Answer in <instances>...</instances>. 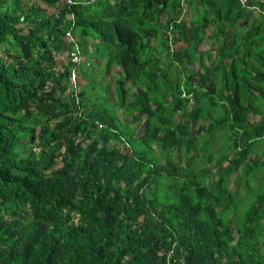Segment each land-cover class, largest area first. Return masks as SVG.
<instances>
[{
    "label": "trees",
    "instance_id": "1",
    "mask_svg": "<svg viewBox=\"0 0 264 264\" xmlns=\"http://www.w3.org/2000/svg\"><path fill=\"white\" fill-rule=\"evenodd\" d=\"M71 1L0 0V264H264V0Z\"/></svg>",
    "mask_w": 264,
    "mask_h": 264
},
{
    "label": "rangeland",
    "instance_id": "2",
    "mask_svg": "<svg viewBox=\"0 0 264 264\" xmlns=\"http://www.w3.org/2000/svg\"><path fill=\"white\" fill-rule=\"evenodd\" d=\"M190 13L192 14L193 12L191 11ZM187 18L190 19L189 18V15H188ZM70 40H71V38H70ZM174 48H175V50L177 48L178 49H180V48L182 49L183 46L181 45V43H178L177 45H174ZM210 48H212V45H211V42L210 41H206L200 47V49L203 50V51H206V50H208ZM89 51L92 53L90 46H89ZM89 55H91V54H89ZM67 59H68V53H65L63 55H57L58 68H59V70H62V68L64 67V65L68 62ZM87 59H89V58L83 57V59L81 60V62H84V60H85V63L84 64H86L87 63L86 62ZM205 60H206V66H208L210 64V62L208 61L207 56L205 57ZM90 62H91V64L88 66V68H89L88 70H91V73L94 76L93 77V80L94 81L101 80L104 85H110L111 87H110V91H109V94H108V100L107 101H108V103H110V102L111 103L112 102H116L117 101V98H118L117 93H116L117 92L116 91V79L118 77H121V75H122V73L120 71V68L117 65H113V66H111L107 70V68L105 67L106 74H103V75L99 76V73H102V70H104V66H105V60H104V58H100L99 57L98 59H95L94 65L92 64V61H90ZM83 70L87 71L86 68H84ZM198 71L199 72H203V69L202 70H199L197 63L190 64L185 69V71H184V77L183 78H185L188 75L197 74ZM96 77H98L99 80H97ZM88 81H89V78H84L83 75L82 76L81 75L79 76V87H80L81 90L84 89L83 86L87 85ZM198 82H199V78L197 77V79L195 81L196 86H198V84H199ZM97 86H98L99 91H96L95 90L96 92H94V93H91L90 89L86 87L87 89H85V92H86V96L87 97L90 96L89 99L92 98V97L93 98H96V97H99V96H102L103 95V93H102L103 92V89H101L98 84H97ZM128 87H131L132 89H130ZM127 88H128V90H130V94H131L132 91H134V88L132 86H130V84L127 85ZM176 120L177 121H180L181 120V113H178L176 115ZM208 123H209V121L207 120L205 122V124L207 125ZM202 124H203L202 122H199L196 129H198L200 127V125H202ZM222 134H223V137H222ZM196 137L199 138V135L196 136ZM225 137L226 136H225L224 132H216V134H215V140H214L212 146L207 150V153H209V152H213V153H216V154L220 153V149L222 147H225V144L227 145V142H226ZM196 145L197 146L200 145L199 144V139L197 140V144ZM181 154H180V156H181ZM176 157H178L177 154H176ZM256 159H258V155L255 154V153L252 154L250 156V158H249L250 161L251 160H256ZM231 179L232 180L229 183V187L232 188L235 191H239L240 196H243V197L246 198V194H245V192H243L245 185H243V184H239L238 185L237 184V176L236 175H234ZM263 242H264V237H263Z\"/></svg>",
    "mask_w": 264,
    "mask_h": 264
},
{
    "label": "built area",
    "instance_id": "3",
    "mask_svg": "<svg viewBox=\"0 0 264 264\" xmlns=\"http://www.w3.org/2000/svg\"><path fill=\"white\" fill-rule=\"evenodd\" d=\"M69 2H72L71 0H69ZM243 2L245 3V2H247V0H243ZM70 37V36H69ZM83 58L81 57V55H79L77 52H73L72 54H71V60H72V62L73 63H79V62H81V60H82ZM77 80H78V77H77V70L75 71V69L72 71V84H73V86H74V88L76 89V90H79V88H78V85H77Z\"/></svg>",
    "mask_w": 264,
    "mask_h": 264
},
{
    "label": "clouds",
    "instance_id": "4",
    "mask_svg": "<svg viewBox=\"0 0 264 264\" xmlns=\"http://www.w3.org/2000/svg\"><path fill=\"white\" fill-rule=\"evenodd\" d=\"M79 90H80V87H79Z\"/></svg>",
    "mask_w": 264,
    "mask_h": 264
}]
</instances>
